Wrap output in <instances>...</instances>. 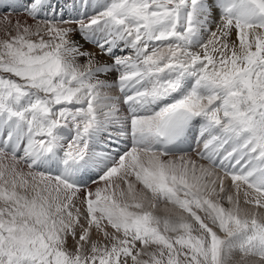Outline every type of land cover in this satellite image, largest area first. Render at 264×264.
<instances>
[{
  "label": "snow or ice",
  "instance_id": "6c2138e0",
  "mask_svg": "<svg viewBox=\"0 0 264 264\" xmlns=\"http://www.w3.org/2000/svg\"><path fill=\"white\" fill-rule=\"evenodd\" d=\"M0 264H264V0H0Z\"/></svg>",
  "mask_w": 264,
  "mask_h": 264
},
{
  "label": "bare ground",
  "instance_id": "6f19581e",
  "mask_svg": "<svg viewBox=\"0 0 264 264\" xmlns=\"http://www.w3.org/2000/svg\"><path fill=\"white\" fill-rule=\"evenodd\" d=\"M163 207V206H162ZM160 214V213H159Z\"/></svg>",
  "mask_w": 264,
  "mask_h": 264
},
{
  "label": "rangeland",
  "instance_id": "374dc122",
  "mask_svg": "<svg viewBox=\"0 0 264 264\" xmlns=\"http://www.w3.org/2000/svg\"><path fill=\"white\" fill-rule=\"evenodd\" d=\"M160 214H162V213H160Z\"/></svg>",
  "mask_w": 264,
  "mask_h": 264
}]
</instances>
